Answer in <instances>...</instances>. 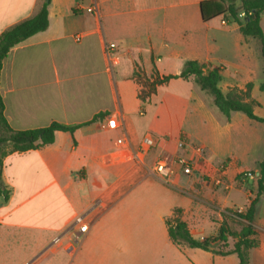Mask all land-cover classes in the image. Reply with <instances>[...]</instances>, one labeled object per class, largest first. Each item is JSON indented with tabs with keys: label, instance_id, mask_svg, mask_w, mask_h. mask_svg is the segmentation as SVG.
Listing matches in <instances>:
<instances>
[{
	"label": "crops",
	"instance_id": "obj_1",
	"mask_svg": "<svg viewBox=\"0 0 264 264\" xmlns=\"http://www.w3.org/2000/svg\"><path fill=\"white\" fill-rule=\"evenodd\" d=\"M207 1L217 0H51L48 28L11 49L1 75L10 127H78L57 131L52 144L4 158L2 179L10 194L0 197V258L18 248L24 250L19 264H239L236 254L174 244L167 222L179 209L198 241L217 237L224 227L239 232L248 223L243 216L258 187L242 173L256 175L264 160V123L241 112L227 118L193 94L186 123L170 133L145 124L147 108L139 98L140 79L179 74L194 60L224 68L220 88L224 80L229 88L252 83L251 97L259 103L254 112L264 119V91L259 97L251 81V37L237 23L223 25L222 17L204 21L201 4ZM42 3L0 0V34L35 16ZM106 43L118 46L113 71ZM105 114L116 117L118 129L101 127ZM192 121L195 126H188ZM148 132L157 144L141 163L131 148ZM119 138L128 143L119 146ZM180 140L204 146L205 162L191 177L176 173L169 182L153 175L149 168L165 154L195 156L179 148ZM80 216L85 233L74 225ZM253 226L258 245L249 254L264 257V194ZM217 243L212 250H219Z\"/></svg>",
	"mask_w": 264,
	"mask_h": 264
},
{
	"label": "trees",
	"instance_id": "obj_2",
	"mask_svg": "<svg viewBox=\"0 0 264 264\" xmlns=\"http://www.w3.org/2000/svg\"><path fill=\"white\" fill-rule=\"evenodd\" d=\"M51 0H43L40 11L33 17L25 19L10 27L0 34V197L7 199L10 191L5 187L2 179L4 158L10 153H22L37 149L44 145L52 144L55 141L57 131L74 132L78 126H66L57 122L51 125L28 130H13L4 115L5 105L1 96V75L3 61L8 56L12 48L24 42L28 38L45 31L49 26V6ZM246 14L244 20L239 15ZM264 13V0H217L207 1L201 4V14L204 21L216 17L223 20L237 23L244 37H251L261 41L264 55V32L260 24V16ZM223 67H211L190 60L184 64L182 71L176 75L159 76L156 74L151 79H140L142 85L139 98L145 101L152 94L156 93L157 87L167 84L173 79L184 81H194L201 90L213 96L214 106L227 118L233 112L244 113L248 118L264 123V119L255 114V107L259 103L252 99V83H248L245 88L233 87L228 92H223L219 84L222 80ZM264 91V82L260 86ZM259 176L257 179L258 193L252 200L247 213L243 216L248 223L239 232H230L225 227L217 237H211L204 241L194 239L188 229L187 224L179 217L180 210H175L173 219L167 222L168 232L171 241L176 245H187L191 248H200L219 255L236 254L239 264H249V250L257 247L255 238L256 230L253 226L255 208L258 199L264 194V160L259 165ZM234 237L237 241L229 251L212 250L211 244L215 242L227 243L228 237Z\"/></svg>",
	"mask_w": 264,
	"mask_h": 264
},
{
	"label": "rangeland",
	"instance_id": "obj_3",
	"mask_svg": "<svg viewBox=\"0 0 264 264\" xmlns=\"http://www.w3.org/2000/svg\"><path fill=\"white\" fill-rule=\"evenodd\" d=\"M261 18L262 29L264 32V13ZM240 19L244 20L242 17H240ZM225 21L228 20L225 19ZM228 26L229 28H235L237 24L230 22ZM251 49L255 59V70L251 76V81L256 87V93L259 97H262L263 93L260 90V85L264 82V55L261 41L251 38ZM225 55L230 59H233L231 53L225 52ZM228 70L230 73H233L234 69L229 67ZM238 84L240 86L243 85V81H240ZM228 86L229 84L227 80H224L221 83V88L225 92L230 89ZM193 94L203 97L210 104V106H212L213 96L208 92L201 90L195 82L187 83L179 79H175V81H170L167 84L158 86L156 93L152 94L145 101L141 100L147 108V117L144 120L145 124H149L150 122L157 129L159 128L161 130L169 131L170 133H176L177 130L180 129L184 123H186V110L189 103L188 99ZM263 110L264 107L262 108V111ZM187 123L188 126H195L193 121ZM261 126L263 127V125ZM198 131L199 130H196V132ZM232 150L234 151L235 148H227L225 151L223 150V153H230ZM258 152H260V148H258L257 153ZM228 231L231 232L230 229H228ZM233 241H237V239L231 237L229 242L228 240L227 243L219 242L217 243L218 245L214 246V248L218 246L220 250L225 252L232 246ZM23 258L24 250L22 251L17 248L1 257L0 264H19ZM235 258L237 259V257ZM249 264H264L263 255L259 251L252 252L249 254Z\"/></svg>",
	"mask_w": 264,
	"mask_h": 264
},
{
	"label": "built area",
	"instance_id": "obj_4",
	"mask_svg": "<svg viewBox=\"0 0 264 264\" xmlns=\"http://www.w3.org/2000/svg\"><path fill=\"white\" fill-rule=\"evenodd\" d=\"M246 14L241 12L239 17L245 18ZM222 24L226 25L227 21L222 19ZM105 55L107 59L108 68L110 71H113L114 67L117 66L120 62V55L118 52V46L116 43H106L105 44ZM101 127L106 130H116L119 128L117 119L112 114H105ZM116 143L119 146H125L128 141L125 138L117 139ZM157 144L156 136L148 132L144 135L141 140L140 145L137 148H131L133 158L143 163L147 154L155 148ZM180 149L191 148L195 154L194 157H186L180 155H163L161 156L151 168L150 172L166 181H169L176 173H179L185 177H191L198 171V167L205 162L207 156V150L202 145L189 146L185 140H180L179 142ZM225 165H222L219 169V172L224 175L226 173ZM246 178L256 179V175L253 171H245L242 173ZM221 181V180H218ZM170 182V181H169ZM239 212H241L239 210ZM74 225L80 226V232H87V226L84 224L83 217H77L74 221Z\"/></svg>",
	"mask_w": 264,
	"mask_h": 264
},
{
	"label": "water",
	"instance_id": "obj_5",
	"mask_svg": "<svg viewBox=\"0 0 264 264\" xmlns=\"http://www.w3.org/2000/svg\"><path fill=\"white\" fill-rule=\"evenodd\" d=\"M259 174H260V172H259V171H257V173H256L257 177L259 176Z\"/></svg>",
	"mask_w": 264,
	"mask_h": 264
}]
</instances>
